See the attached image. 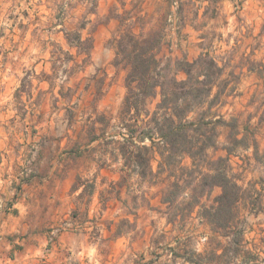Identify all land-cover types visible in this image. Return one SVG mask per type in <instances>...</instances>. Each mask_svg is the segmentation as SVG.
I'll return each mask as SVG.
<instances>
[{
	"label": "clouds",
	"instance_id": "obj_1",
	"mask_svg": "<svg viewBox=\"0 0 264 264\" xmlns=\"http://www.w3.org/2000/svg\"><path fill=\"white\" fill-rule=\"evenodd\" d=\"M0 264H264V0H0Z\"/></svg>",
	"mask_w": 264,
	"mask_h": 264
}]
</instances>
